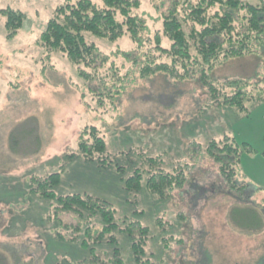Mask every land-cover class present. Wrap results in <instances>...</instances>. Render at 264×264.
Wrapping results in <instances>:
<instances>
[{
	"label": "rangeland",
	"instance_id": "374dc122",
	"mask_svg": "<svg viewBox=\"0 0 264 264\" xmlns=\"http://www.w3.org/2000/svg\"><path fill=\"white\" fill-rule=\"evenodd\" d=\"M63 1L0 0V10L20 11L26 17L13 41L6 39L0 18V255L5 263L89 264L91 257L78 243L54 238L56 227L48 218L51 203L29 192L31 178L59 173L57 197L78 194L105 201L117 220L149 229L145 264H264V230L235 229L228 219L235 199L223 190L214 164L204 155L197 153L194 161L189 155L194 142L205 147L212 139L234 136L257 153L244 154L241 167L250 183L264 187V100L247 104V114L216 108L210 103L209 85L159 74L130 79L112 104L108 96L91 92L92 86L100 90L98 83L91 86L78 77L62 54L36 45ZM162 4L165 0H141V12L154 28L159 24L151 21L164 9ZM87 38L111 61L125 64L117 52L130 48L126 37L117 42ZM263 76L264 56L249 55L226 60L209 72L208 81L255 83ZM88 127H96L104 137L111 161L105 167H98V154L94 162L85 161L77 145L80 132ZM159 156L167 170L188 165L189 184L183 192L161 199L146 188L147 174L139 191H126L123 182L141 167L153 171L146 160ZM251 200L264 206L263 193ZM61 219L77 223L69 214ZM116 237L124 264H132L129 238L121 233Z\"/></svg>",
	"mask_w": 264,
	"mask_h": 264
},
{
	"label": "trees",
	"instance_id": "16d2710c",
	"mask_svg": "<svg viewBox=\"0 0 264 264\" xmlns=\"http://www.w3.org/2000/svg\"><path fill=\"white\" fill-rule=\"evenodd\" d=\"M166 5L154 28L150 19L141 12V0H64L58 5L36 39V45L47 53H60L77 70V76L91 86L98 83L100 90L91 87L94 94L115 98L130 79H147L164 75L176 81L198 80L208 86L212 106L227 107L242 114L249 112L247 104L257 105L264 100V76L247 80L208 81L209 72L231 58L249 55L264 56V0H165ZM4 20L6 39L13 41L26 20L20 11L0 10ZM87 36L106 42H117L126 37L130 48L117 52L124 63L111 61ZM168 40L169 44L165 41ZM126 64L129 66L126 67ZM77 145L87 162L99 155V168L109 164L105 140L96 127L84 128ZM198 155L206 157L215 166L217 176L226 193L235 204L229 212V222L245 233L264 230V206L251 200L263 193L264 187L247 180L241 167L244 154H257L249 144L238 143L234 136L212 139L207 146L192 143L189 155L194 161ZM264 159V151L261 153ZM197 159V158H196ZM162 156L148 158L144 167L123 182L126 191H139L144 175L146 188L161 199H168L176 191L182 193L189 184L187 164L164 169ZM118 171L123 168L116 167ZM29 192L41 201L50 202L52 214L49 222L59 242L78 243L85 251L89 264H124L117 244L116 233L126 235L130 241L132 264H145L143 254L149 229L139 222L117 220L111 205L90 196L78 194L57 197L54 188L60 174L33 177ZM249 189H252L250 193ZM253 202L252 205H250ZM242 203L241 205H238ZM69 214L77 223L64 222ZM98 225V226H97ZM97 227V228H96ZM106 256V257H105ZM66 264L68 263L65 261ZM78 262V264H83ZM0 264H6L0 255ZM147 264H153L147 261Z\"/></svg>",
	"mask_w": 264,
	"mask_h": 264
}]
</instances>
